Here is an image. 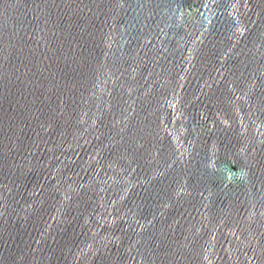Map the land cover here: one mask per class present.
<instances>
[{
	"label": "water",
	"instance_id": "obj_1",
	"mask_svg": "<svg viewBox=\"0 0 264 264\" xmlns=\"http://www.w3.org/2000/svg\"><path fill=\"white\" fill-rule=\"evenodd\" d=\"M0 264H264V0H0Z\"/></svg>",
	"mask_w": 264,
	"mask_h": 264
}]
</instances>
